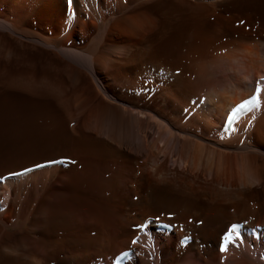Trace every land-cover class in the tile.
I'll return each mask as SVG.
<instances>
[{"label":"bare ground","instance_id":"6f19581e","mask_svg":"<svg viewBox=\"0 0 264 264\" xmlns=\"http://www.w3.org/2000/svg\"><path fill=\"white\" fill-rule=\"evenodd\" d=\"M243 1L0 0V112L43 100L94 157L0 173V264H264V28Z\"/></svg>","mask_w":264,"mask_h":264},{"label":"rangeland","instance_id":"374dc122","mask_svg":"<svg viewBox=\"0 0 264 264\" xmlns=\"http://www.w3.org/2000/svg\"><path fill=\"white\" fill-rule=\"evenodd\" d=\"M244 2L247 3L245 4ZM240 6L243 11L248 10L249 14L255 15L253 17L264 28V23H262V21L264 22V0H244ZM31 103L35 106V109L27 112H0V173L37 159L49 158L55 155L59 156L58 158L66 159L68 167L70 166L69 170L72 169L74 173L85 171V162H89V159L94 157L76 150L78 148L75 149L74 146H67L69 143L72 144L73 140H71L69 133L72 132L74 126L71 128V124L66 120L63 113L55 106H51L40 99H33ZM84 154L87 155L85 156ZM114 167L111 166L109 170L106 168L100 169V167L95 171L94 168L88 169L87 174L89 175L84 177V183L79 184V189L78 186L72 188L70 193L90 195V192L95 190L96 186L95 183L90 181L89 176H94V174L96 176L98 173L97 178L99 179L109 178L115 172L116 167ZM59 191L60 193L65 192L66 187L62 186ZM103 196L109 198L110 192L103 193ZM137 199L134 196L131 201L136 203ZM131 214L134 216L135 212L132 211Z\"/></svg>","mask_w":264,"mask_h":264},{"label":"snow or ice","instance_id":"6c2138e0","mask_svg":"<svg viewBox=\"0 0 264 264\" xmlns=\"http://www.w3.org/2000/svg\"><path fill=\"white\" fill-rule=\"evenodd\" d=\"M244 107H245V104L242 103V104L238 105L236 108L233 109L232 113L228 116V122H229V124L234 119L236 113H238L239 111H241L242 109H244ZM236 233H237L236 226H232L231 227V230L224 235L223 241H222V245H221V248H220V251L222 253L225 252V251H227L228 245L232 244L233 241H232L231 237L233 236V234H236ZM235 238L238 240L239 239V235L237 234ZM133 243H136V241H133Z\"/></svg>","mask_w":264,"mask_h":264}]
</instances>
